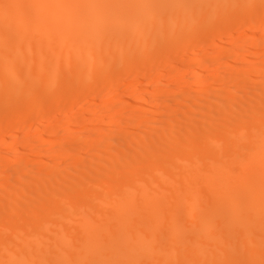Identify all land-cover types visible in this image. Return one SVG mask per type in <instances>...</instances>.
<instances>
[{
  "label": "bare ground",
  "instance_id": "6f19581e",
  "mask_svg": "<svg viewBox=\"0 0 264 264\" xmlns=\"http://www.w3.org/2000/svg\"><path fill=\"white\" fill-rule=\"evenodd\" d=\"M263 19L264 0H0V131L138 76L127 105L99 99L0 157V264H261L264 60L224 65L264 42ZM250 23L243 47L183 65L210 91L153 80L184 42Z\"/></svg>",
  "mask_w": 264,
  "mask_h": 264
},
{
  "label": "rangeland",
  "instance_id": "374dc122",
  "mask_svg": "<svg viewBox=\"0 0 264 264\" xmlns=\"http://www.w3.org/2000/svg\"><path fill=\"white\" fill-rule=\"evenodd\" d=\"M255 11V8L254 7H249V8H247L246 9V11H244V13L245 14H250V13H252V12H254ZM261 23H263V24H261ZM261 23H260V29H258V30H260L261 32H264V19L261 21ZM250 25V26H249ZM228 31V32H227ZM252 33V32H254V27H253V25L250 23V24H247V25H242V24H237V25H235L232 29H229V30H226V33H229V35L228 34H226V33H222V34H218V35H216V36H218V37H211V36H208V37H204L203 39H202V43L200 44V46L198 45H195V46H188V44H186L187 42H184V44L182 45V49L180 48V52H181V54H180V59H178V61L176 62V64H175V66H176V68H175V66H174V63H171V62H167V65H166V67H168L167 69H169V67L172 65V66H174L173 67V69L175 70L176 69V71L175 72H171L170 74L167 72L166 74H164V75H162V76H156L155 75V73H153L154 75H155V77H154V75L152 76V78L154 77V81L156 82L157 80H161V81H168L167 83H169V85L172 87V86H174L175 87V85L177 86V84H179V82H180V80L181 79H183L184 81H182V83H184L185 84V86H186V84L188 85V86H190V85H193V86H190V87H194L196 84H194V82L193 81H191V75H192V73L194 72L193 70H188V69H185L184 68V64L185 63H196V60H197V57H198V55L197 54H206V55H210V56H213L214 54L216 55L217 53L219 54L220 52H223L224 50H232L233 51V49L235 50L236 49V47L237 46H239V45H244V43H245V41H244V39L243 38H245V36L248 34V33ZM224 34V35H223ZM223 35V36H222ZM248 35H250V34H248ZM247 35V36H248ZM247 36H246V38H247ZM251 36V35H250ZM253 37H257V38H252V40L253 39H258V38H260L261 36H253ZM215 38V39H214ZM219 38V39H218ZM224 39V40H223ZM218 41V42H216L217 44V47H212V48H209L208 47V45L212 42V41ZM246 40V39H245ZM204 41V42H203ZM243 43V44H242ZM262 44H259L258 46H256V47H254V48H250V50H249V47H251V46H247V45H244L245 46V50H246V52L247 53H251V54H247L245 51V53L243 52V56H241L239 59H238V61L237 60H231V61H233V62H231V61H229V63L228 64H226V66L224 65V68H226V70H227V68H231L232 66L234 67V66H236V64L238 65H240V63L242 64V63H246V62H254V64L257 62V61H259L260 59L262 60H264V42H261ZM227 45V46H226ZM225 49H224V48ZM240 47V46H239ZM243 47V46H242ZM247 47H248V49H247ZM222 48V49H221ZM238 48V47H237ZM241 48V47H240ZM219 49V50H218ZM239 49V48H238ZM251 49H253V51H251ZM221 50V51H220ZM251 51V52H250ZM200 52V53H199ZM183 53V54H182ZM254 54H256V55H254ZM245 56V57H244ZM184 58V60H182V59ZM195 58V59H194ZM250 58V59H249ZM246 59H248L247 61H246ZM241 60H243V62L241 61ZM256 60V61H255ZM236 63H235V62ZM238 62V63H237ZM232 63V64H231ZM234 63H235V65H234ZM231 64V65H230ZM182 65V66H181ZM229 65V66H228ZM216 66V65H215ZM180 67V68H179ZM214 67V66H213ZM213 67H211L210 68V70H215V67L213 68ZM219 68H221L222 66H218ZM232 67V68H233ZM156 67H153L152 69H150V72H151V70L152 71H155L156 69H155ZM172 68V67H171ZM224 68H221L222 70H225ZM166 69V70H167ZM178 69V70H177ZM183 69V71H180V70H182ZM173 71V70H172ZM188 71V72H187ZM179 72H181V73H179ZM227 72V71H226ZM185 74V75H184ZM190 75V76H189ZM255 75H257V74H255ZM255 75H254V77H255ZM165 76V77H164ZM180 76H182V77H180ZM186 76V77H185ZM258 76H259V74H258ZM257 76V78H259V77H261V76H259L258 77ZM127 77V78H126ZM124 79H122L119 83V86L117 87V88H115L113 91H109V92H107V93H102V94H100V95H97V96H92V95H90L89 93H85L84 95H81V94H79L76 98H74L73 100V103L70 105V106H68L67 108H65L64 109V111H63V109L61 110V111H59L58 109H55L54 107H53V105H51V106H48L47 108H45L44 110H42L43 111V116L40 118V119H38V120H36V119H33V118H28V119H22V116L21 117H19L17 120H20V118H21V120L19 121V125H20V128H19V130H17V133H14V132H16L15 131V129H11V127L9 128H6V130H3V131H0V149H5L4 151L2 150V152L0 153V157L3 159H5V158H8V156L7 155H9L10 156V153H9V151H10V149H13L14 148V146H15V144H13L14 143V141L16 142L18 139L19 140H22V141H24V137L25 138H27L28 136L29 137H39V136H41V135H43L44 136V130L47 128V126H49V127H52V125H53V127L54 126H58L59 127V125L62 123V121L66 118L65 116L67 115H70V113H73V112H77V110L79 111V110H85V111H87L88 109V111H91V109H94V108H92V107H94V104L96 103L97 104V102H99V99L100 100H106L107 102H108V100H110V102H113V101H116L117 99H118V97L120 96L121 97V95H123V92L124 91H122V90H125V87H129V85H130V83H132V81L134 80V79H137L138 78V76L137 77H134L133 78V76H130L129 75V77H128V75L126 76ZM157 77V78H156ZM159 77V78H158ZM189 77V78H188ZM156 78V79H155ZM161 78V79H160ZM181 78V79H180ZM185 78V79H184ZM164 79V80H163ZM189 80V81H188ZM260 80H263V78L261 77V79ZM131 81V82H130ZM165 81V82H166ZM188 81V82H187ZM135 82H137L136 80H135ZM133 83V84H135L136 85V87H137V84L136 83ZM153 82V81H152ZM190 83V84H189ZM217 84V82L216 81H210L209 80V82L206 80V82H205V84H201V86L199 85V84H197V86H195V87H198V85L200 86V87H203V88H200V90L201 91H208L209 89H213V87L215 88V86H216V84ZM132 85V84H131ZM135 85H132L133 87L132 88H134V86ZM153 85H154V83L152 84H150V91H151V88L153 87ZM203 85V86H202ZM124 87V89H122ZM127 87V88H128ZM131 87V86H130ZM126 88V89H127ZM199 89V88H198ZM119 92H118V91ZM147 90V89H146ZM210 91V90H209ZM149 91H147V93H148ZM150 93V92H149ZM149 93H148V95H149ZM152 93V92H151ZM150 93V94H151ZM89 94V95H88ZM116 95V96H115ZM125 96H126V98H125ZM123 97V96H122ZM121 97V99L120 100H118V102L121 104H126V103H129L128 101H129V98L130 99H132V98H135V97H133L132 95H124V98H122ZM108 98V99H107ZM143 98H146V97H143ZM137 100H141L140 98H138ZM94 102V103H93ZM95 104V105H96ZM127 105V104H126ZM171 107H172V104H169ZM90 106V107H89ZM92 106V107H91ZM86 107V108H85ZM47 109V110H46ZM58 110V111H57ZM76 110V111H75ZM87 111V112H88ZM89 114H91L90 112H89ZM47 115V116H46ZM132 117H130V120H132L131 119ZM63 119V120H62ZM104 119V118H103ZM102 119V117L99 119V117H98V120H97V124L98 125H103V124H105V122L104 121H102L103 120ZM137 119V118H136ZM136 119H135V121H136ZM133 120H134V118H133ZM139 120V119H138ZM137 120V121H138ZM161 120V121H160ZM160 120L159 119H157V121L156 122H158V123H162V121H163V118L161 119L160 118ZM83 121V122H82ZM89 121V120H88ZM88 121H86V120H77V121H74V123H72L71 124V126L69 127V133H75V134H81L82 133V126H85V125H89L90 126V128H92L93 126H94V124H93V126H92V124L90 123V122H88ZM144 121V120H143ZM148 121H150V120H148ZM18 122V121H17ZM20 122H22V123H20ZM131 122H133V121H131ZM147 122V120L145 121V123ZM155 122V123H156ZM24 123V124H23ZM87 123V124H86ZM149 123V122H148ZM158 123H156L157 124V126H159L160 124H158ZM22 124V125H21ZM42 126V127H41ZM89 126H88V128H89ZM92 126V127H91ZM39 127V128H38ZM41 127V128H40ZM48 127V128H49ZM82 128V129H79V128ZM87 127V126H86ZM122 127H127V126H122ZM22 128V129H21ZM45 128V129H44ZM55 128V127H54ZM128 128V127H127ZM9 129V130H8ZM39 129V130H38ZM44 129V130H43ZM75 129H76V131H75ZM78 129V130H77ZM87 129V128H86ZM124 129V128H123ZM122 129V130H123ZM89 130V129H88ZM125 130H126V128H125ZM19 131V132H18ZM43 132V133H42ZM124 132V131H123ZM42 133V134H41ZM14 134V135H13ZM106 134V135H105ZM39 135V136H38ZM109 135H112V134H110V132L108 133V132H104V136H108L109 137ZM15 136V137H14ZM22 137V138H21ZM28 137V138H29ZM55 138V137H54ZM12 139V140H11ZM16 139V140H15ZM14 140V141H13ZM53 140V141H52ZM51 140V142L52 143H54V144H57L58 143V139H57V137H56V139H52ZM10 142V143H9ZM12 147H11V146ZM4 146V147H3ZM2 147V148H1ZM37 147V146H36ZM57 147V145H55V147L54 148H56ZM8 149V150H7ZM37 149H38V147H37ZM37 149H29L28 151L27 150H20V151H18V155H20V156H22V157H24L25 158V156H27L25 159H29L30 157H32V158H34V156L35 157H37V156H39L38 154V152L39 151H36ZM1 151V150H0ZM79 152L81 153H79V155L83 158V159H90L91 158V156L93 157V155L95 154V149H92L91 147L90 148H81L80 150H79ZM24 154V155H23ZM30 157H29V156ZM59 155V154H58ZM58 155H56L55 156V158L57 159V161L58 160H60V162H59V165L62 167V166H65V164H66V162L64 161V160H62L61 161V159H60V156H58ZM11 157V156H10ZM21 157V158H22ZM31 158V160H34V159H32ZM54 158V159H55ZM86 159V160H87ZM3 184V183H2ZM1 183H0V191H2L3 189H4V187L6 188V186H5V184H3L2 185ZM185 231H190V230H188V227L186 228V230Z\"/></svg>",
  "mask_w": 264,
  "mask_h": 264
},
{
  "label": "snow or ice",
  "instance_id": "6c2138e0",
  "mask_svg": "<svg viewBox=\"0 0 264 264\" xmlns=\"http://www.w3.org/2000/svg\"><path fill=\"white\" fill-rule=\"evenodd\" d=\"M261 264H264V261H262Z\"/></svg>",
  "mask_w": 264,
  "mask_h": 264
}]
</instances>
